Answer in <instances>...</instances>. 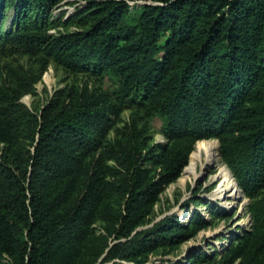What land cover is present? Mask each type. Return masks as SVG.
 Wrapping results in <instances>:
<instances>
[{
    "label": "trees",
    "instance_id": "obj_1",
    "mask_svg": "<svg viewBox=\"0 0 264 264\" xmlns=\"http://www.w3.org/2000/svg\"><path fill=\"white\" fill-rule=\"evenodd\" d=\"M61 1L0 0V56L36 62L0 65V264L208 260L150 261L209 225L200 214L150 220L196 144L211 140L251 217L220 264H264V0H79L56 18ZM51 64L113 88L59 91L30 109L21 100ZM125 110L132 122L109 141ZM154 120L166 142L151 146Z\"/></svg>",
    "mask_w": 264,
    "mask_h": 264
},
{
    "label": "rangeland",
    "instance_id": "obj_2",
    "mask_svg": "<svg viewBox=\"0 0 264 264\" xmlns=\"http://www.w3.org/2000/svg\"><path fill=\"white\" fill-rule=\"evenodd\" d=\"M78 1L62 0L53 9V16L58 18L63 12L70 11ZM130 4L132 6L145 5L147 2L144 0H136L131 1ZM12 16L13 11L9 9L6 12V19L4 21L5 29L9 27ZM56 30L52 29L50 33L55 34ZM69 30H74V28L71 27ZM4 64H12L15 66L23 65L27 68L36 67L34 58L22 55H11L9 53L0 56V65ZM101 87L103 89L113 88L110 87L109 83L97 80L91 75L68 72L62 67L51 64L42 80L36 85L34 94L25 95L21 102L30 109L40 111L56 98L59 91H64L66 94L71 89H96ZM131 122L132 112L130 110L123 111L114 119V126L108 136V140H114L118 130L124 128ZM161 130L162 124L159 120L150 121L147 136L151 146L166 142ZM211 141L217 143L219 148L217 140ZM204 144V141L198 142L194 150ZM3 152L4 145L0 144V157ZM219 161L225 165L221 158H219ZM215 172V169L211 170L202 182H199L200 180H186L184 184L181 183V172L178 179L168 185L163 193L160 194L158 201L154 205V213L150 220L151 226L166 217L178 219L181 224H188L190 219L197 214H200L209 225L195 237L180 246L171 249H160L151 254L150 261H177L189 258L198 253L200 255L206 254L209 258L200 264H220L221 256L225 254L231 242L235 241L234 235H240L249 229V199L245 198L243 194L242 201H239L234 207L228 208L226 204L231 203L232 200L229 198L226 202L218 200L221 192L220 182H213L210 179V175L215 174ZM239 225H243L244 227H239ZM94 230L97 236L104 233L100 222L94 225Z\"/></svg>",
    "mask_w": 264,
    "mask_h": 264
},
{
    "label": "bare ground",
    "instance_id": "obj_3",
    "mask_svg": "<svg viewBox=\"0 0 264 264\" xmlns=\"http://www.w3.org/2000/svg\"><path fill=\"white\" fill-rule=\"evenodd\" d=\"M219 158L218 144L212 141H205V144L198 146L191 155L188 165L182 172L181 183H186V180H200L199 182H202L208 173L215 169L216 172L210 175V179L213 182H220L221 192L218 200L226 202L228 198L231 199L232 202L226 204L228 208H231L240 201L242 194L232 173L227 166L221 164Z\"/></svg>",
    "mask_w": 264,
    "mask_h": 264
},
{
    "label": "water",
    "instance_id": "obj_4",
    "mask_svg": "<svg viewBox=\"0 0 264 264\" xmlns=\"http://www.w3.org/2000/svg\"><path fill=\"white\" fill-rule=\"evenodd\" d=\"M217 142H218V141H217ZM218 143H219V142H218ZM219 156H220V153H219ZM233 177H234V176H233ZM237 185H238V183H237ZM238 188H239V190H240V192H241V194H242V198H243V192L241 191L239 185H238ZM242 198L240 199V201L242 200ZM248 224L251 225V217H250V219H249V221H248ZM239 227H244V226H243V225H239Z\"/></svg>",
    "mask_w": 264,
    "mask_h": 264
}]
</instances>
